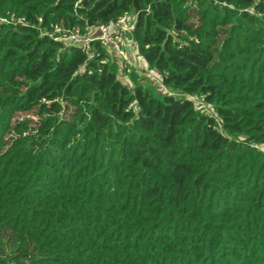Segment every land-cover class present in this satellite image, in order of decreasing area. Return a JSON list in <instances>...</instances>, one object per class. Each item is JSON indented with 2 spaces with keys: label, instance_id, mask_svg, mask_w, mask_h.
<instances>
[{
  "label": "trees",
  "instance_id": "1",
  "mask_svg": "<svg viewBox=\"0 0 264 264\" xmlns=\"http://www.w3.org/2000/svg\"><path fill=\"white\" fill-rule=\"evenodd\" d=\"M262 147L264 0H0V264H264Z\"/></svg>",
  "mask_w": 264,
  "mask_h": 264
},
{
  "label": "built area",
  "instance_id": "2",
  "mask_svg": "<svg viewBox=\"0 0 264 264\" xmlns=\"http://www.w3.org/2000/svg\"><path fill=\"white\" fill-rule=\"evenodd\" d=\"M132 26V23L124 18L109 22L106 25H98L94 28L92 33L94 36L92 38L98 40L105 50L111 51L115 54H121L122 51L124 52L126 49L128 51L133 48V43L130 39ZM92 38L88 36L87 32L81 33L78 30H74L70 35L69 40L72 43L86 46L87 42ZM138 69L142 74L148 75L147 69L142 65L138 64Z\"/></svg>",
  "mask_w": 264,
  "mask_h": 264
},
{
  "label": "rangeland",
  "instance_id": "3",
  "mask_svg": "<svg viewBox=\"0 0 264 264\" xmlns=\"http://www.w3.org/2000/svg\"><path fill=\"white\" fill-rule=\"evenodd\" d=\"M72 34V32L70 33V35ZM70 35L68 36V39H69V37H70ZM135 55H136V52H135V49L134 48H132V49H130V50H128L127 51V49L123 52L122 51V53L121 54H116V57L118 58V57H120V58H122L123 60V62L124 63H122L123 65L121 66V67H125L127 70H129V69H134V70H136V71H138V73L140 74V71H139V69H138V64H137V62H136V57H135ZM131 57H132V59H131ZM111 59H113V58H111ZM131 59V60H130ZM122 71H123V68H122ZM145 75V74H144ZM152 75H154V74H152ZM150 73H148V76L150 77V78H153V76H152ZM147 77V76H146ZM151 83H152V81H151ZM24 115H26V116H29V117H31V119H35V117L30 113V112H28V113H19L18 114V117H22V116H24ZM261 148V147H260ZM262 150H264V147H262Z\"/></svg>",
  "mask_w": 264,
  "mask_h": 264
}]
</instances>
